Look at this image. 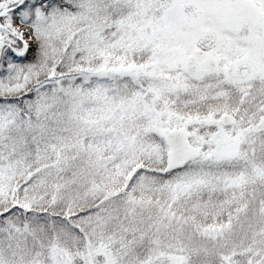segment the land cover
<instances>
[{"label":"snow or ice","instance_id":"1","mask_svg":"<svg viewBox=\"0 0 264 264\" xmlns=\"http://www.w3.org/2000/svg\"><path fill=\"white\" fill-rule=\"evenodd\" d=\"M0 264H264V0H0Z\"/></svg>","mask_w":264,"mask_h":264}]
</instances>
